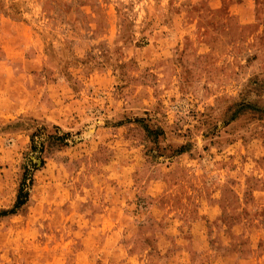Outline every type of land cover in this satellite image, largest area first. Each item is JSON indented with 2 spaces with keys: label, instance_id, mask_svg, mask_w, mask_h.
<instances>
[{
  "label": "rangeland",
  "instance_id": "1",
  "mask_svg": "<svg viewBox=\"0 0 264 264\" xmlns=\"http://www.w3.org/2000/svg\"><path fill=\"white\" fill-rule=\"evenodd\" d=\"M0 264H264V0H0Z\"/></svg>",
  "mask_w": 264,
  "mask_h": 264
},
{
  "label": "trees",
  "instance_id": "2",
  "mask_svg": "<svg viewBox=\"0 0 264 264\" xmlns=\"http://www.w3.org/2000/svg\"><path fill=\"white\" fill-rule=\"evenodd\" d=\"M31 144L32 147L35 148V142L34 139H31ZM29 174V170L27 168L24 169L23 175H22V180L18 189V193L16 196V200H15V204L14 207L9 211L10 213H13L16 211V209L18 207H20L21 205H23L27 199H28V192L26 190V180L28 179L29 181L31 180V176L28 175ZM30 183V182H28Z\"/></svg>",
  "mask_w": 264,
  "mask_h": 264
}]
</instances>
